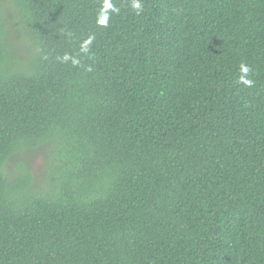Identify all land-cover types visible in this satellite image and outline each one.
Returning <instances> with one entry per match:
<instances>
[{"label":"trees","instance_id":"trees-1","mask_svg":"<svg viewBox=\"0 0 264 264\" xmlns=\"http://www.w3.org/2000/svg\"><path fill=\"white\" fill-rule=\"evenodd\" d=\"M10 2L0 264H264V0Z\"/></svg>","mask_w":264,"mask_h":264},{"label":"rangeland","instance_id":"rangeland-1","mask_svg":"<svg viewBox=\"0 0 264 264\" xmlns=\"http://www.w3.org/2000/svg\"><path fill=\"white\" fill-rule=\"evenodd\" d=\"M0 14L5 20L6 26L9 30L11 38L15 45L18 47V51L23 54V48L26 45V42L21 38L19 30L17 28L16 14L11 5L10 0H0ZM47 156L48 150L45 148L36 149L33 151H28L24 155L16 158L13 162H10V167L15 170V165L19 162L24 164V169L31 175L33 178L40 180L44 173L47 172Z\"/></svg>","mask_w":264,"mask_h":264},{"label":"clouds","instance_id":"clouds-1","mask_svg":"<svg viewBox=\"0 0 264 264\" xmlns=\"http://www.w3.org/2000/svg\"><path fill=\"white\" fill-rule=\"evenodd\" d=\"M134 7H135L137 10H139V9H140V5H139V3L134 4ZM65 59H67V57H65ZM241 70H242L244 73H247V72L249 71V69H248L246 66H244V65L241 66ZM241 79H242V81H243L244 84H246V85H248V86H251V84H252V81H251V80L244 79L243 77H242Z\"/></svg>","mask_w":264,"mask_h":264}]
</instances>
